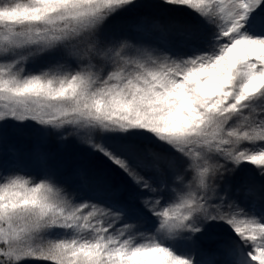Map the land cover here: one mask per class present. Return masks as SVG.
Masks as SVG:
<instances>
[{"label":"snow or ice","instance_id":"snow-or-ice-1","mask_svg":"<svg viewBox=\"0 0 264 264\" xmlns=\"http://www.w3.org/2000/svg\"><path fill=\"white\" fill-rule=\"evenodd\" d=\"M0 264H264V0H0Z\"/></svg>","mask_w":264,"mask_h":264},{"label":"trees","instance_id":"trees-1","mask_svg":"<svg viewBox=\"0 0 264 264\" xmlns=\"http://www.w3.org/2000/svg\"><path fill=\"white\" fill-rule=\"evenodd\" d=\"M145 2H150V0H145ZM141 14L151 15L152 12L150 9H142L140 10ZM164 23H167L166 20L162 21ZM43 62H38L36 65H30V70H38L39 67H41ZM13 140L17 144V146L21 149L22 152L30 151L34 144V139L32 137L31 129L25 128L21 135L14 136ZM46 149L52 153H55L58 160H60L66 167L68 171H71L72 169L93 163L88 160L86 155L83 153V151L76 145L75 141L69 140L67 143L63 145H59L56 143L54 139H49ZM251 167V166H248ZM28 175H36L34 171H28ZM240 177V173H237L233 177V183L235 184ZM119 179V178H117ZM208 243H211L209 241Z\"/></svg>","mask_w":264,"mask_h":264}]
</instances>
